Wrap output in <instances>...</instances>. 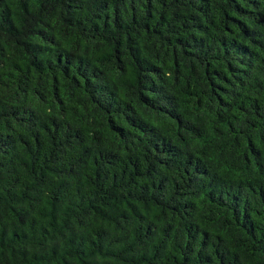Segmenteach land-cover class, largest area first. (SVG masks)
<instances>
[{
  "label": "trees",
  "instance_id": "trees-1",
  "mask_svg": "<svg viewBox=\"0 0 264 264\" xmlns=\"http://www.w3.org/2000/svg\"><path fill=\"white\" fill-rule=\"evenodd\" d=\"M0 264H264V0H0Z\"/></svg>",
  "mask_w": 264,
  "mask_h": 264
}]
</instances>
